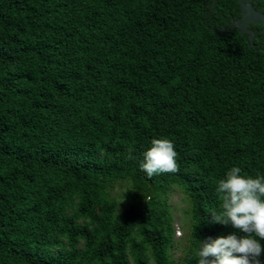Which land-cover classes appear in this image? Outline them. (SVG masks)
<instances>
[{
    "label": "trees",
    "instance_id": "trees-1",
    "mask_svg": "<svg viewBox=\"0 0 264 264\" xmlns=\"http://www.w3.org/2000/svg\"><path fill=\"white\" fill-rule=\"evenodd\" d=\"M242 18L238 0H0V264H197L199 241L243 235L210 215L232 167L264 177V30L251 45ZM155 138L178 172L140 169Z\"/></svg>",
    "mask_w": 264,
    "mask_h": 264
},
{
    "label": "clouds",
    "instance_id": "clouds-1",
    "mask_svg": "<svg viewBox=\"0 0 264 264\" xmlns=\"http://www.w3.org/2000/svg\"><path fill=\"white\" fill-rule=\"evenodd\" d=\"M177 152L167 138H155L143 153L140 169L149 177L179 171ZM232 167L218 180L216 194L220 211L210 213L213 223L231 224L243 235H228L199 241L195 251L197 264H261V240H264V177L242 176ZM214 257L215 259H210Z\"/></svg>",
    "mask_w": 264,
    "mask_h": 264
},
{
    "label": "water",
    "instance_id": "water-1",
    "mask_svg": "<svg viewBox=\"0 0 264 264\" xmlns=\"http://www.w3.org/2000/svg\"><path fill=\"white\" fill-rule=\"evenodd\" d=\"M243 15L242 21H232L230 29L237 28L241 33H247L250 44L254 45L255 31L249 27L252 24H262L264 30V13L259 11L252 4V0H238ZM223 26L221 30H224Z\"/></svg>",
    "mask_w": 264,
    "mask_h": 264
},
{
    "label": "rangeland",
    "instance_id": "rangeland-1",
    "mask_svg": "<svg viewBox=\"0 0 264 264\" xmlns=\"http://www.w3.org/2000/svg\"><path fill=\"white\" fill-rule=\"evenodd\" d=\"M117 192L120 189H116ZM172 203H173V210L175 216V228H176V241L177 245L174 247V257L176 259H180L183 255V245L187 242L185 238V232L188 227L186 222V218L183 215V209L186 206V202L183 199V195L179 191H173L172 194Z\"/></svg>",
    "mask_w": 264,
    "mask_h": 264
}]
</instances>
